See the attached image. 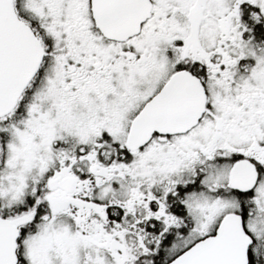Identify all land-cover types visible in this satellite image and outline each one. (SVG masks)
Returning <instances> with one entry per match:
<instances>
[{"label": "snow or ice", "instance_id": "6c2138e0", "mask_svg": "<svg viewBox=\"0 0 264 264\" xmlns=\"http://www.w3.org/2000/svg\"><path fill=\"white\" fill-rule=\"evenodd\" d=\"M0 264H264V0H0Z\"/></svg>", "mask_w": 264, "mask_h": 264}]
</instances>
